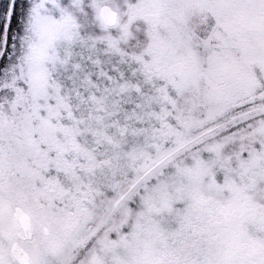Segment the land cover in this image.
<instances>
[{
    "label": "snow or ice",
    "instance_id": "obj_1",
    "mask_svg": "<svg viewBox=\"0 0 264 264\" xmlns=\"http://www.w3.org/2000/svg\"><path fill=\"white\" fill-rule=\"evenodd\" d=\"M0 264H264V0H0Z\"/></svg>",
    "mask_w": 264,
    "mask_h": 264
}]
</instances>
